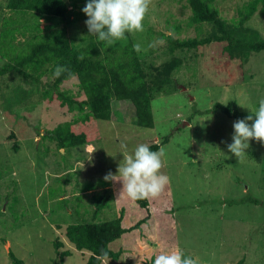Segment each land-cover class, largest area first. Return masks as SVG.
I'll use <instances>...</instances> for the list:
<instances>
[{
	"label": "rangeland",
	"instance_id": "rangeland-1",
	"mask_svg": "<svg viewBox=\"0 0 264 264\" xmlns=\"http://www.w3.org/2000/svg\"><path fill=\"white\" fill-rule=\"evenodd\" d=\"M201 1L229 20L251 0ZM5 2L0 0V29L6 22L10 27V21L25 19L6 10ZM64 2L65 36L81 45L79 39L87 36V17L81 11L87 0ZM247 24L264 37V16L256 12ZM44 25L40 20L39 28ZM193 26L186 0H152L143 32L126 33V39L106 42L101 50L100 57L111 62L130 48L143 70L162 68L171 57L183 56L172 74L175 90L149 95L138 91L135 82L120 80L123 89L148 98L150 127L137 124L130 100L112 93L108 120L95 119L85 109L72 110L71 101L85 99L75 76L56 90L51 89L48 66L43 68L46 73L24 70L37 82L24 79L15 73L13 62L27 54L37 38L17 25L2 32L0 264H11L8 252L23 264H84L87 254L72 250L63 228L91 221L90 198L105 190L109 205L93 222L115 219L121 210L122 228L127 229L147 215L140 229L109 245L121 251L116 261L106 264H153L156 254L177 245L199 264H264V144L250 140L246 156L236 158L227 150L235 120L206 112L215 103L234 101L238 111L254 113L264 99V52L251 53L245 63L237 50L225 49L223 43L199 48L194 56L169 54L176 42L195 37ZM63 123L72 134L83 135L84 143L58 149L55 141L44 138V131ZM164 137L167 142L161 144ZM141 143L164 148L161 171L170 177L158 197L146 200V210L119 198L120 182L103 179L109 172L116 174L122 144L132 151ZM243 197L257 201L239 203ZM55 241L63 247L55 248ZM64 250L71 254L59 260Z\"/></svg>",
	"mask_w": 264,
	"mask_h": 264
},
{
	"label": "trees",
	"instance_id": "trees-1",
	"mask_svg": "<svg viewBox=\"0 0 264 264\" xmlns=\"http://www.w3.org/2000/svg\"><path fill=\"white\" fill-rule=\"evenodd\" d=\"M186 1L190 11V21L194 25L195 37L176 42L168 49L169 54L174 51L185 52L183 55L193 52L190 55L194 56V52L199 48L211 43H223L225 49L237 50L240 61L245 63L251 53L264 52V37L247 24L256 12L264 16V0H251L245 6L237 9L235 18L229 20L220 18L216 11L209 10L207 4L201 0ZM5 8L11 13L25 17L20 22L10 21V27L17 25L28 30L30 37L37 38L27 54L14 60L15 73L24 79L37 82L35 77L25 73L24 70L29 68L30 71L40 73L42 70V73H46L43 68L48 66L49 74L53 78L50 85L52 90H56L58 84L64 80L75 76L85 99L71 101L68 105L72 106V110L83 112L85 109L95 119L108 120L112 93L117 99L130 100L137 124L142 127H150L151 115L148 109V98L138 97L139 93L135 90L123 89V82L120 80L124 78L126 85L135 82L138 91L149 95L154 90L162 92L166 91V88L168 90L176 89L172 83V74L180 67L183 56L181 58L171 57L167 63H163L162 68L157 67L155 70L145 68L143 70L139 65V59L133 55L130 48L126 50V47L109 62L107 57H100L106 42L99 41L95 35H88V30H86L87 36L79 39L82 42L81 45H74L66 38L63 25L66 12L64 0H6ZM5 20L7 21V18ZM40 20L45 23L42 28H39ZM7 24L6 22V26H8ZM6 26L0 29V35L10 28ZM58 65L66 67L67 71L59 77H55L54 70ZM144 78L148 80V84ZM217 111L235 121L245 119L250 114L254 115V113L238 111L234 101L225 105L215 103L206 112L215 113ZM195 114L202 113L195 112ZM44 136L50 141H55L58 149H62L64 145L77 146L84 143V136L72 134L67 123L58 124L53 129L44 131ZM166 142L167 137H164L161 144ZM150 147L156 151L159 145L151 144ZM12 151H16L15 143L12 144ZM108 200L109 193L106 190L100 195H92L90 198L91 221L69 224L63 228V238L72 250L76 253L87 254L84 264H101V261L96 259L101 250L108 254V260L116 261L121 250L112 251L109 249V245L124 234L140 229V225L147 220L146 215L127 229L122 228V211L120 210L115 219L93 222L98 213L109 205ZM245 201L250 203L257 200L250 197L238 200L239 203ZM133 202L138 208L147 209L146 200ZM74 212L76 211L74 210ZM68 213L71 215V210ZM53 245L55 248L63 247L59 241H55ZM7 254L11 264H23L11 252ZM70 254L68 250L61 251L58 253L59 260Z\"/></svg>",
	"mask_w": 264,
	"mask_h": 264
},
{
	"label": "clouds",
	"instance_id": "clouds-1",
	"mask_svg": "<svg viewBox=\"0 0 264 264\" xmlns=\"http://www.w3.org/2000/svg\"><path fill=\"white\" fill-rule=\"evenodd\" d=\"M151 4L152 0H87L81 11L87 17L85 25L88 35H95L99 41L111 44L126 39V33L143 32ZM134 49L139 52L140 44L134 45ZM65 71L66 67L58 65L54 76L59 77ZM233 133L227 150L236 158L246 156L250 140L264 144V99L259 100L254 115L250 114L245 119L233 123ZM121 148L123 159L116 174L109 172L103 179L106 182L122 184L119 198L138 201L158 197L170 184V177L161 171L165 163L164 148L153 151L147 143L137 145L132 151H129L125 144H122ZM96 259L106 264L109 258L108 254L101 250ZM153 264H199V261L198 258L186 255L177 245L156 254Z\"/></svg>",
	"mask_w": 264,
	"mask_h": 264
}]
</instances>
